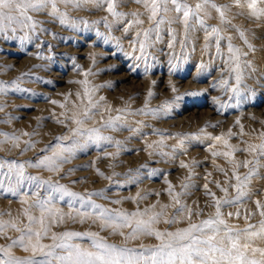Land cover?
I'll use <instances>...</instances> for the list:
<instances>
[{
    "label": "rangeland",
    "instance_id": "374dc122",
    "mask_svg": "<svg viewBox=\"0 0 264 264\" xmlns=\"http://www.w3.org/2000/svg\"><path fill=\"white\" fill-rule=\"evenodd\" d=\"M230 2L231 0H216L218 4ZM57 7L61 12L67 13L68 24H61L58 17H52L47 12L30 13L40 22L36 31L33 33L25 29L17 31L16 35L23 36L28 32L34 37L31 42L26 41L21 47L19 40L0 39V81L9 85L17 81L19 88L24 90L9 89L7 94L0 95V104L6 105L4 110L0 111V133L15 134L20 137L18 147H13L11 141L0 143V158L17 162H35L40 156L50 155V152L45 153L42 149L58 143L56 137L70 135V129L75 125L67 117L87 104V99L83 96V85L74 83L87 79L89 88H97L93 99L105 98L99 109V112L103 113V119L109 115L116 116L117 109L127 108L129 111L122 114L124 119L132 129L139 131H130L128 128L119 131L102 129L104 135L122 142L119 148L115 143L105 144L102 148L90 146L85 151L77 152L75 158L63 164L59 173L50 172L43 167H26V174L50 179L83 194L103 190L107 199L97 196H93L92 199L112 209L133 212L137 208L143 210L156 205L154 211H159L162 205H169L165 217L156 225L161 231H175L177 228L186 227L189 222L185 219L172 225L164 223V219L171 217L175 212L173 201L167 191L169 183L174 187L175 192L183 193L180 200L193 210L192 222L199 223L214 215V201L208 192L215 193L217 198H223L225 194L220 189L227 187L228 198L236 195L235 188L230 187L236 183L232 175L233 165L225 157L212 156L209 148L215 143L214 141L204 140L203 143L185 141L186 152L178 148L174 149L173 146L179 139L176 134L199 133L205 128L208 134L218 136L227 134L231 130L234 135L228 138L229 143L242 150L249 144L261 142V133H264V19L239 15V10L235 7L228 13L232 24L244 30L248 43L252 45L254 51L249 50L233 28L220 25L215 12L213 18L207 21L209 25L222 27L225 30L224 35L232 36V43L248 53L242 59L251 63V67L244 70V81L241 86L242 89L246 86L251 90L243 93L248 99L238 107L220 109L217 100L222 104H236V99L230 91H225L219 86L213 87V84H217L221 79H228L230 86L235 84L234 75L229 77L226 70L225 60L228 54L225 42L221 44L224 53L222 57L217 56L214 46L205 51V33L197 29L190 33L186 47L182 48L180 40L183 39V27L180 24H173L172 27L178 33L175 48L168 47L170 37L165 31L162 33L163 40L149 47L144 58L137 59L141 56L138 45L134 50L131 44L135 39V30L124 34L123 23L113 24L109 30L105 26L104 18L109 22L114 18L106 11V5L98 8L91 3L78 7L73 4L58 3ZM118 11L130 13L143 9L134 2H128L119 6ZM143 18L144 27H148L146 17ZM73 21H86L87 24L78 23L74 28L71 26ZM97 32L118 38L122 50L113 40L105 43L104 38L98 36ZM201 64L206 67L201 68ZM86 72H91L93 75L85 77ZM173 87L177 91L173 92ZM149 90L153 92L150 98ZM190 92L202 93V95H185ZM77 93H80L79 97ZM176 96H181L182 99L175 101ZM52 101L58 103L53 104ZM146 101L149 109H160L155 116L151 112H138L139 109L145 108ZM173 101L175 103L170 114L165 115L162 105ZM105 103L111 107V112L105 111L103 106ZM61 104L64 107H60ZM58 119L63 123H57ZM237 121L239 124L236 123ZM101 123L102 117L97 114L93 120L86 122V127H99ZM206 125L217 126L206 127ZM22 133L30 135L25 136ZM3 140L4 137L0 135V141ZM161 140L164 141V147L157 148L155 142ZM26 141H31L35 146L24 151ZM63 143L68 144L70 141ZM149 144H153V148H148ZM213 150L227 149L217 144ZM118 151L117 156L105 155ZM160 151L169 155L162 157L158 154ZM234 158L237 161L251 160L253 154L238 151L234 154ZM181 161L189 167H180ZM193 161L196 163L193 164ZM69 169L75 171L69 173ZM153 169H158L159 172L150 176L149 172ZM97 170L102 172L103 176L99 175ZM137 170L140 174L139 179L136 183H131L130 180L137 177ZM237 171L243 176L248 172V168L241 167ZM259 171L260 176L253 177L248 185L250 198H245L235 206H225L221 209L229 223L243 228L246 223L255 225L264 219L259 215L260 210L255 203L259 200L264 204V178H261L264 177V168ZM0 179L7 181L6 177ZM217 182L220 188L216 186ZM185 183L190 185L188 189L182 188ZM205 184L208 185L207 189L204 188ZM24 191L31 194L27 187ZM140 196L146 199L141 200ZM128 197H136V199L132 200ZM115 200L121 202L112 203ZM57 206L64 212L69 211L65 201L57 202ZM24 207L27 205H22L19 198L4 193L0 196V213L5 215L0 216V219L17 217ZM237 211L240 212L239 217L227 215L229 212ZM34 214L39 213L34 212ZM246 215L247 220H245ZM24 223H27L26 218ZM51 231L98 232L109 243L124 242L123 237L112 234L110 229L101 230L100 222L94 223L92 219H86L81 223L78 219L73 221L65 218L63 223L53 225ZM123 231L127 233L128 229ZM6 232L8 237L18 236V233L11 229ZM50 236L51 232L49 238L42 242L51 243ZM74 239L85 247L90 244L86 237ZM7 242L3 236H0V244ZM158 243L159 241L154 237L141 236L136 240L128 241V246L139 250L140 245L151 246ZM257 244L264 246L260 241H257ZM13 251L17 256L28 255L21 248H15Z\"/></svg>",
    "mask_w": 264,
    "mask_h": 264
},
{
    "label": "snow or ice",
    "instance_id": "6c2138e0",
    "mask_svg": "<svg viewBox=\"0 0 264 264\" xmlns=\"http://www.w3.org/2000/svg\"><path fill=\"white\" fill-rule=\"evenodd\" d=\"M128 2H134L141 6L143 11H132L130 13L118 11L119 6ZM58 3L73 4L77 7L91 3L98 8L106 5V11L114 18L112 22L104 18L105 26L109 30H111L113 24L119 23L124 24L122 28L124 34L135 30V39L131 44L134 50L138 45L141 56L137 59L144 58L149 47L157 41H162V33L165 31L170 37L168 47L175 48L178 33L172 27L173 24H180L183 27V39L180 40L182 48L186 47L190 33L195 32L197 29L205 33V51L214 46L217 56L222 57L224 53L221 44L225 42L228 54L227 60H225L226 70L229 77L234 75L235 84L230 86L228 79H221L217 84H213V87L219 86L225 91H230L236 99V104H222L218 100L216 103L220 109H224L238 107L248 99V96L243 93L251 90L247 89L246 86L243 89L241 87L244 81V70L251 67L249 61L242 59L248 53L235 46L232 43L233 37L224 35L225 30L222 27L209 25L207 21L213 18V12H215L220 25L233 28L249 50L254 51L252 45L248 43L244 30L232 24L228 18V13L235 7L239 10V15L264 19V0H231L229 4H218L216 0H193V2H189V0H0V39L19 40L21 47L24 46L26 41L31 42L34 37L30 36L28 32H25L23 36L16 35L17 31L25 29L33 33L36 31L40 22L35 20L30 13L47 12L52 17H58L61 24H68L67 13L59 10ZM143 17H146L148 27H144L145 19ZM78 23L87 24L86 21H73L71 26L75 28ZM41 30L45 31V29ZM97 35L103 37L105 43L110 40L115 41L118 48L122 50L118 38L105 36L104 33L100 32H97ZM41 58L45 59V57ZM92 59L95 63V57ZM200 67L205 68L206 65L201 64ZM84 75L87 77L93 75V73L86 72ZM74 83L83 85V96L87 99V104L82 105L78 112H73L71 116L67 117L75 125L70 129V135L56 137L58 143L42 149L43 152H50L51 154L40 156L35 162H17L0 158V177L7 178V181L0 179V196L8 193L19 198L22 205H27L17 217L13 218L9 213L10 219H0V236L8 241L6 244H0V264H264V246L257 244V241L264 244V219H261L255 225L246 223L245 227L241 228L238 225L229 223L221 210L225 206H235L245 198H250V193L247 190L248 185L253 177L260 176L259 170L264 168V163H262L264 161V133H261L259 144H249L243 150L229 143L228 138L234 135L231 130L227 134L218 136L208 134L205 128H202L199 133L176 134L179 139L173 148H178L184 152L187 151L185 141L189 143L193 141L203 143L204 140L215 142L210 146L209 151L214 157H225L233 165L232 175L236 183L230 185V187L235 188L236 195L228 198L227 187L220 189L225 194L223 198H217L215 193L209 191L208 194L212 196L214 201L215 213L199 223H194L191 221L194 214L193 210L180 200L183 193L175 192L174 187L169 183L167 191L173 201L175 212L171 217L164 219V223L172 225L185 219L189 221L186 227L177 228L175 231H161L156 227L161 219L165 217L169 205H162L159 211H154L156 205L143 210L137 208L133 212L112 209L98 204L92 199L93 196L107 199L103 190L83 194L72 191L66 185L50 179L26 174V167H43L50 172L59 173L63 164L70 162L75 158L77 152L85 151L90 146L102 148L105 144L115 143L119 148L122 142L104 135L102 129L119 131L122 128H128L130 131H139V129H132L122 115L129 109H117L118 114L116 116L109 115L106 119H103V113H100L99 109L105 98L93 99V94L97 88H89L87 79L75 81ZM153 83L155 84V81ZM9 89L24 91L19 88L17 81H13L10 85L0 81V95L7 94ZM172 90L173 92L177 91L175 87ZM33 95L36 94L33 93ZM152 95L153 92L149 90L148 97L150 98ZM185 95L198 96L202 93L190 92ZM77 96L79 97L80 93H77ZM180 99H182L181 96L175 97V101ZM175 101L165 102L162 105L165 115L170 114ZM52 103L56 104L58 102L52 101ZM103 106L105 111H112L106 103ZM5 107L6 105L0 104V111H3ZM60 107H64V105L61 104ZM159 111L160 109H149L147 101L145 102V108L138 110L139 113L151 112L154 116ZM97 114L102 117L100 126L86 127V122L93 120ZM3 122L7 123L9 121ZM56 122L63 123L59 119ZM236 123L239 124V121ZM216 126L206 125V127ZM0 135L4 137V140L0 143L11 141L13 147L19 146V136L9 133H0ZM22 135L27 136L30 134L22 133ZM64 141H70V143L65 144ZM217 144L223 145L227 150L214 151L213 149ZM25 145L24 151L35 146L31 141H26ZM155 145L157 148H163L164 141L155 142ZM147 147L153 148V144H149ZM238 151H247L253 154V158L237 161L234 154ZM158 154L162 157L169 155L163 151ZM105 155L117 156L119 151L106 153ZM195 163L193 161V164ZM250 165L251 167H249ZM180 167L188 168L189 165L181 161ZM241 167L248 168V172L243 176L237 171ZM4 169H7V171H4ZM73 171L75 169H69V173ZM220 171L223 172L224 170L220 169ZM97 172L103 176L102 172H99V170ZM158 172V169H153L149 172V175H156ZM224 174L227 176V172ZM139 175L137 170V177L131 179L130 182L136 183ZM209 175L211 174L209 173ZM106 178L111 179L110 177ZM188 179H191V175ZM189 186L185 183L182 188L188 189ZM192 186L195 187V185ZM216 186L220 188L218 182ZM26 187L30 190V195L28 191H24ZM204 188L207 189L208 185L205 184ZM65 198L68 199L65 200ZM128 199L135 200L136 197H128ZM139 199H146V197L140 196ZM59 201H65L69 209L68 212H64L57 206ZM120 202L119 200L112 201L114 204ZM255 203L260 210L259 215L264 217V204L259 200ZM34 212L39 214L36 215ZM3 215L5 213H0V216ZM227 215L229 217L233 215L239 217L240 212H229ZM24 218H26L27 223H24ZM65 218L73 221L78 219L81 223L86 219H92L94 223L99 221L101 230L110 229L112 234L123 237L124 242L122 244L109 243L98 232H52V226L63 223ZM247 219L248 216L246 215L245 220ZM8 229L18 233V236L15 238L8 237L6 232ZM123 229H128V232L125 233ZM50 232L51 243H43L44 239L49 238ZM141 236L154 237L159 243L151 246L140 245L139 250L128 246V241L136 240ZM80 237H86L90 241L88 247L75 242L74 238ZM15 248L23 249L28 255L24 257L17 256L13 251Z\"/></svg>",
    "mask_w": 264,
    "mask_h": 264
}]
</instances>
